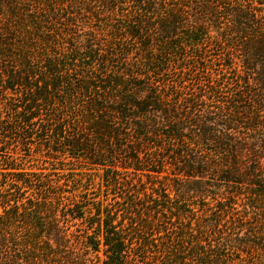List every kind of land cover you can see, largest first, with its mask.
I'll return each mask as SVG.
<instances>
[{"label": "trees", "instance_id": "trees-1", "mask_svg": "<svg viewBox=\"0 0 264 264\" xmlns=\"http://www.w3.org/2000/svg\"><path fill=\"white\" fill-rule=\"evenodd\" d=\"M55 2L0 0V264H149L144 245L149 239L140 236L137 245L138 237L133 239L129 229L132 221L125 217L141 212L138 202L142 199H126L124 208L113 210L108 197L90 203L87 194L93 176L87 171L91 168L102 172L97 191L108 196L109 190L128 182L124 172L160 174L151 161L158 151L166 154L163 158L176 175L200 183L215 172L208 158L214 151L222 156L223 165L213 177L219 176L218 184L226 185L225 191L234 189L236 194L246 186L252 195L264 192L260 191L264 189V0H103L104 14L123 23L115 28L117 37L111 38L118 43L97 45L89 38L81 45L70 39L67 55L55 52L58 56L44 57L41 69L34 68L29 51L36 32L45 28L44 17L35 16V7L52 8L55 13ZM85 3L71 1L60 11L67 19L80 11L95 14ZM223 20L230 23L225 29L220 26ZM155 21L161 23L158 35L164 56L176 48L164 47L173 37L183 40L178 48L199 49L208 33L198 24H212L222 44L231 50L220 59L225 69L234 72L228 85L236 92L229 100L217 98L222 88L217 83L219 75L210 85L207 80L203 84L209 89L207 98L204 89L199 90L206 100L170 97L174 102H169L167 95L156 90V81L144 82L148 73L165 70L166 60L159 64L148 57L143 58L146 63L131 61L127 45L119 47L122 57L115 60L119 56L113 52L121 40L137 37L140 47L142 42L146 47L142 23ZM195 57L205 61L201 53ZM197 60L196 70L204 69ZM79 70L83 75L73 80L71 73ZM185 70H180V84L187 82ZM212 99L225 105L218 109L219 136L212 127ZM34 141L45 153L31 155ZM13 144L24 152H8ZM146 150L151 156L147 161L143 160ZM27 158L33 163L25 168ZM67 158L91 167L66 168ZM202 182V187L191 191L194 196L188 197L202 201L218 197L213 199L215 210L193 206L192 218L194 213L210 212L209 222L202 220L195 228L189 224L185 233L168 231L165 225L161 264H242L244 248L257 244L256 239L249 240V246L243 239L231 241L221 232L220 221L238 214L233 207L236 195L220 193L219 197L216 185ZM138 194L147 198L145 191ZM150 195L155 196L152 202L161 201L158 193ZM169 196L163 194V208L158 203L148 212L182 215V207H172ZM241 224L233 222L227 230L231 227L230 234L237 235Z\"/></svg>", "mask_w": 264, "mask_h": 264}, {"label": "rangeland", "instance_id": "rangeland-1", "mask_svg": "<svg viewBox=\"0 0 264 264\" xmlns=\"http://www.w3.org/2000/svg\"><path fill=\"white\" fill-rule=\"evenodd\" d=\"M54 10L56 11L53 13L52 8L50 10L44 9L45 6H39L36 5V14L35 16L38 18L44 17V27L41 28L39 31H37V36L35 37L34 41L32 42L33 48L30 49L29 53L32 58H34V61L32 63V66L34 68L41 69L43 67L44 57L47 56H62L63 54H66L65 52L70 48V39H77L80 41L81 45H86L87 39H92L93 44L99 45L101 42L105 43L106 41H112L111 38L117 37L116 33V27H120L123 23L122 21H116L112 20V18L107 17L104 14L105 6L103 3V0H54ZM71 1H76L78 3L87 5L91 11L95 14H85V12L80 11L77 12L79 15L74 17H71V19H67V15L63 12L61 13V9H65L66 7H69V4ZM105 1V0H104ZM129 1V0H124ZM254 7L258 9V5L256 2H254ZM80 8H83V6H80ZM79 10V9H77ZM260 10V9H258ZM76 11L73 10V13ZM264 13V11H262ZM156 16V14H154ZM263 15V14H262ZM98 16V18H96ZM189 23V22H188ZM194 23V22H192ZM199 23V22H195ZM143 27V34L147 38V46L145 47V42L139 43V38H127L125 33L120 32V35L126 37V41H122L119 43L118 48L115 49V52H113L117 57L115 60H120V57H122L121 49L119 47H127L132 50L131 55L133 58H131V61L138 60L139 62L146 63L143 58L148 57L152 59V61L159 64L161 61H165L168 63V67L165 70H159L152 73H146L148 76L145 78V84H148V81L151 83H154L156 81L157 85L156 90L158 93H162L167 95V99L170 97L172 99H185L189 98L191 96L194 97V101L199 100H206L203 96L200 97L199 90L202 91L204 89L205 97L207 98V90L205 86L203 87V84L206 85L207 80V86L210 85V81L216 80V78L220 75V80L217 82L218 86H222V88L219 90V97L222 102L229 100V98L236 92V89L229 88L230 86L228 83L230 82V79L234 76V72L231 70L225 69L224 66H222V62H220L221 57L227 56L229 53H231V50L229 51L225 45L222 44L223 40H220L218 35L215 31L212 30V24H198V27L200 26V29L205 31V33H208V36H205L207 38H204L206 41L200 46L199 49H193V47H189V45L186 48H178L183 40L181 39H175L176 37L172 38V43H166L165 46H169L171 48H175V50H171V53L168 56H164L161 54V48L163 45H161V37H159L160 33V27L159 25L161 23H142ZM151 27H147V25H150ZM230 23L228 21L223 20L220 22V26L222 29L227 28ZM194 25V24H193ZM203 26V27H202ZM119 29V28H118ZM124 31V28H120ZM227 31V30H226ZM229 34V32H227ZM176 34H179L176 32ZM231 34V32H230ZM234 34H232L233 36ZM44 39H48V42L45 43ZM145 39V38H144ZM52 40V42L49 43V41ZM116 41V40H115ZM112 41L113 43H118ZM68 47V48H65ZM57 48V50H56ZM101 49H104L103 47H100ZM149 48V49H147ZM143 50V55L140 53ZM145 51V52H144ZM57 52L58 55H55L54 53ZM135 53V54H134ZM196 53H201L204 56L205 61L197 60L195 57ZM67 55V54H66ZM237 57V56H236ZM199 61L201 65L205 66L204 69L196 70L195 66L193 65L195 61ZM141 63V64H142ZM229 64V62H225ZM181 68H186L185 70V77L187 82H183V84H180V78L182 76L183 71H180ZM116 70V66L114 68ZM83 72L84 69H83ZM150 74V76H149ZM80 75H83L82 70H79L78 72L71 73L72 79L76 80V78H80ZM223 77H222V76ZM191 81H190V80ZM224 81V82H222ZM147 82V83H146ZM178 84V86L175 85ZM148 85H146L147 87ZM212 86H215L213 83ZM195 95H197L200 98H197ZM218 95V94H217ZM247 96V95H246ZM211 98V97H210ZM217 99H212L213 101V128L216 131L217 136L221 135V125H219V111L218 109L221 107H225V105H222L221 103H218L215 101ZM169 102H174L171 99L168 100ZM216 107V108H215ZM182 109V105L180 106ZM200 114V113H199ZM224 115V113H222ZM217 119V120H215ZM37 122V121H36ZM35 124L38 128L39 121ZM42 122V121H40ZM227 132V131H226ZM260 133V131H259ZM248 137H250L249 134H247ZM32 147H34L35 151L32 150L31 155L33 152L43 154L45 153V150H42L40 148H36L35 141L32 142ZM158 145H161L160 142H157ZM211 147V146H210ZM212 148V147H211ZM40 149V150H39ZM150 149V147H148ZM38 150V151H37ZM8 152H17L18 155L22 151V148L19 149V145L13 144L9 147ZM218 152H221L218 150ZM143 160H148L151 158L149 154V150H146L144 152ZM209 157L212 160V167L215 168V172H219L221 166L223 165V161L221 160L222 156L218 155L216 152H209ZM166 154H161V151H158L153 155L155 159H151L153 163L159 168L161 171L160 174L156 175L151 172H138L137 174L132 173H126L124 172V179H126L128 182L126 184H123L120 188H116L113 190L108 191V196L102 191H97L98 185L97 183L100 182V178L102 176L101 171H97L93 168L92 170H88L86 168H90V165H87L86 163L77 162L74 160H69V158L64 159V165H66V168H73V169H83L88 170L87 173L89 175L93 176L91 178L92 185L90 186L91 190L87 194V198L89 199L90 203L95 201V199H106L107 202L110 203L111 209H121L125 207V201L126 199H134V198H140L142 199L140 202H138V206L141 208V212H136L137 216L134 217V214H127L125 217L128 219H131L132 223L129 226V229L133 231V239H136L138 237L136 244L141 243V237H147L149 242L144 240V245L146 246L147 250L146 253L149 257L148 263L149 264H161V240L162 235H164L165 231V225L168 231H175L178 234L185 233L188 231L186 227H188L189 224H191L192 228H195V226L203 221L209 222L208 219H206L209 216L210 212L205 213L204 215L200 212L194 213V216L192 218V214L195 211H191L193 206H197L199 210L203 205H208L209 208L212 210H215V201L213 199L219 200L218 197L206 199L204 201L200 199H191L188 196H194L191 192L193 189L195 190L197 187H202L201 185L204 183L202 181L209 182L210 185H216L219 190L217 191L218 196L220 197V193H223L225 196L230 195H236L234 197V206L236 211H238L237 215H234L230 218L226 217L224 218V221L221 223L220 226L223 225L222 231L225 232V234L228 236V238L233 241V239H243L246 245L250 244L249 240L256 239L255 245H250L242 254H240L242 264H264V192H258L256 195H252L250 193V189L246 188V186L240 187V189H237L236 194L234 193V189H229L228 191H225L227 189L226 185L224 184H218L217 178L219 176H214L215 172L211 175H207L202 179L200 183H196L195 179L191 178H184L181 175L175 174L174 167L168 166L166 163L167 161L165 158H163ZM30 158L26 159L24 162L25 168L27 165L32 164V160L28 162ZM34 160V159H33ZM69 160V162H68ZM36 161V160H35ZM170 160H168L169 162ZM28 162V163H27ZM164 165V166H163ZM166 165V166H165ZM264 165V163H263ZM47 167V164L46 166ZM58 172V171H56ZM140 173V174H139ZM217 180L216 182L214 180ZM87 187V185H86ZM104 188L101 184V190ZM214 189V188H213ZM142 191H145L147 194V198H143L141 196ZM164 191V192H163ZM260 191H264V189H260ZM152 192L158 193L161 198V201L158 202H152L153 199H155V196H151ZM240 193V194H239ZM165 195H170L169 200L172 202V207H182L183 214L179 215L176 212H172L171 214L167 213L163 215L164 212H161L160 214H154V212H148V209L156 208V204H161V208H163L164 203L163 200ZM223 196V197H225ZM152 197V198H150ZM232 197V196H231ZM94 199V200H93ZM124 199V200H122ZM143 201V202H142ZM183 203L181 206H177L178 203ZM206 203V204H205ZM147 209V210H145ZM162 211V209H161ZM187 211V212H185ZM189 212V213H188ZM140 213V214H139ZM1 214V211H0ZM225 215H229L224 213ZM223 214V215H224ZM242 222V230L238 232L237 235L230 234L231 233V227L229 230H227V227L229 224L233 222ZM147 227V229H145ZM186 228V230L184 229ZM185 230V231H184ZM135 232V233H134ZM146 238V239H147ZM135 241V240H134ZM148 244V245H147ZM249 246V245H248ZM252 248V249H249Z\"/></svg>", "mask_w": 264, "mask_h": 264}]
</instances>
